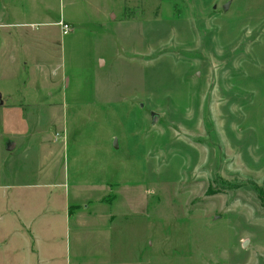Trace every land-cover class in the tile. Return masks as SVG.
<instances>
[{"label": "rangeland", "instance_id": "rangeland-1", "mask_svg": "<svg viewBox=\"0 0 264 264\" xmlns=\"http://www.w3.org/2000/svg\"><path fill=\"white\" fill-rule=\"evenodd\" d=\"M62 13L58 46L48 22ZM46 32L64 107L42 113L37 90L24 108L67 143L65 174L39 175L36 148L30 185L11 188L22 180L0 153V236L12 234L2 264H21L26 248L33 264H264V0H0L6 104L26 106L22 81L37 71L22 64L43 61ZM16 213L36 242L16 235Z\"/></svg>", "mask_w": 264, "mask_h": 264}, {"label": "crops", "instance_id": "crops-1", "mask_svg": "<svg viewBox=\"0 0 264 264\" xmlns=\"http://www.w3.org/2000/svg\"><path fill=\"white\" fill-rule=\"evenodd\" d=\"M107 12L109 13L107 14ZM103 13L105 14H103V17L101 18L102 20H105L106 18H114L115 15L113 11H110V9L109 11L108 10L106 11L105 9ZM60 15L61 16L58 17L56 20L50 19L53 21H49L48 24L58 25L57 22L59 19H62L65 22L70 23L68 18H66L63 13ZM71 30H72V26H71ZM59 31H60V38L59 39L56 38V39L60 41V45L58 46H61V44L63 43V36H65V34L67 35L70 31L67 33H62L60 29ZM43 39L46 41L45 49L43 50L42 53L43 61L35 62L28 60L26 62H23L22 64L24 68L30 66L37 71V74H35L34 76H29L28 79L22 81V83L24 81L25 82L21 87L22 90L20 93L23 95L22 101L25 102L26 106H21V104L18 105L17 103L15 104L14 102H10L6 104V102L3 99H2V103L0 104V108L2 109L1 117L3 120L8 122L6 124L4 123V125L2 123L1 126L0 137H3V139H0V153L1 152L3 153V157L6 156L5 158L6 160H10V158L12 159L13 167L11 171V177L13 178L20 177V180H22L19 183H12L11 185H9L11 186V188H16V189H25L27 188V186L30 185V183H28V181L24 179L29 177V175L31 177L33 176V168L32 165H30L31 164L30 158H31V154L33 155L34 149L36 148L38 152L42 150L43 152H46L47 155L45 156L46 157L45 160H47L46 166L44 165L42 169L38 170V172L40 173L39 175L45 177V179L52 180L54 177H56V175H58V177L61 178L65 174V161L67 159V155L65 156V149L67 151V143H65V141L58 142L56 139H51L48 137L46 138L45 135H42L41 132L45 131V126L41 123L35 124L31 122L32 119L31 116L35 113L34 111L38 108L35 109L30 108L31 112L29 111V108L27 109L24 108V107H28V104L31 103L32 99L36 100L37 97H33V94L34 91L36 92L37 90L44 92V100L46 101L48 100L47 101L48 103L41 104L44 106L47 105V108H42V110L45 111V112L42 111V113H48L49 115L56 116L59 113V111L57 112L56 109L64 107L62 103V98L58 96L56 98L55 97L56 95L55 96L53 95L55 91L58 94V91L57 90L53 91L54 89L52 88L54 84H56L58 81H61V79H63L65 76L64 74L60 73V69L58 68L59 61L54 62V60H52L51 50L54 42L55 44H57L56 42L57 40L51 39V37H49L48 32L44 33ZM53 96L55 98H53ZM1 98H3V93H1ZM45 109H49V110L46 111ZM25 110H27L28 112L27 111L25 112ZM55 125L61 129L60 132H65L66 128L64 126V122L55 123ZM55 125L52 124V126ZM39 133L41 134V136L36 135ZM58 135H59L58 133L55 134V136ZM7 142H11L13 144V146L9 150H7L6 148ZM15 153L17 156L14 157ZM1 171L2 169L0 166V172ZM51 180L45 181L49 183H44L42 185H45L46 188L55 187L59 184L61 185V181H56L58 182L56 184L53 183L54 181ZM94 185L95 184H89L86 186V188L89 189L88 191H97L96 188H94ZM2 186H3L2 183H0V188H2ZM72 186H74L75 189L74 192H77L76 195L77 194L79 195V193H81L82 191V186H84V184L81 185L79 183H74L72 184ZM2 196L4 197L5 194L0 193V205L2 202H4ZM22 196L23 193L21 192V195H19V197L22 198ZM68 207L69 206H67V213L71 215L69 213ZM16 212H18V209L16 210ZM81 215L83 214H81V212H78L76 217L80 218ZM13 218L16 221V226L18 225L15 230L16 231L15 233L18 237L21 238V240H24L26 242V246L28 243V239L29 242L30 241L36 242L37 234L36 231H33L32 222L31 224H28L27 222L24 224L23 222L24 220L22 221V218H20L17 213L13 215ZM22 227H24L26 230V236H23L20 230V228ZM11 235L9 236L8 234H3V235L1 234L0 236V245H1L0 264H2L3 261L5 263V260L8 258L6 256V252L4 248L6 249V246L11 242V238H12ZM14 255H16V252L13 255H11V257H13ZM38 259H39L38 264H43L39 256ZM20 262L21 264H33V252H31L30 249L27 250V248L25 249V251H22L20 256Z\"/></svg>", "mask_w": 264, "mask_h": 264}, {"label": "water", "instance_id": "water-1", "mask_svg": "<svg viewBox=\"0 0 264 264\" xmlns=\"http://www.w3.org/2000/svg\"><path fill=\"white\" fill-rule=\"evenodd\" d=\"M223 9H226V4L223 6ZM2 103L1 100V94H0V104ZM158 115L154 112H151V124H154L157 120ZM13 146V144L11 142H7L6 148L7 150H9L11 147ZM246 245V240L243 242L242 246Z\"/></svg>", "mask_w": 264, "mask_h": 264}, {"label": "built area", "instance_id": "built-area-1", "mask_svg": "<svg viewBox=\"0 0 264 264\" xmlns=\"http://www.w3.org/2000/svg\"><path fill=\"white\" fill-rule=\"evenodd\" d=\"M58 26L60 27V30L62 33H67L70 30V26L67 22H65L62 19H59L57 22Z\"/></svg>", "mask_w": 264, "mask_h": 264}, {"label": "trees", "instance_id": "trees-1", "mask_svg": "<svg viewBox=\"0 0 264 264\" xmlns=\"http://www.w3.org/2000/svg\"><path fill=\"white\" fill-rule=\"evenodd\" d=\"M257 196H258V199L259 198H261V197H263L264 198V191L263 190H261L260 188H259V190L257 189Z\"/></svg>", "mask_w": 264, "mask_h": 264}]
</instances>
